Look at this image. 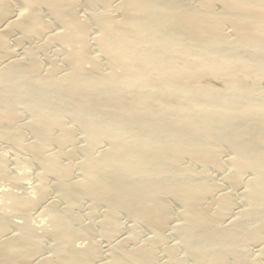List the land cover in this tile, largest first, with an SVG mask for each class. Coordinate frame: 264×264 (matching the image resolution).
I'll return each mask as SVG.
<instances>
[{
    "label": "bare ground",
    "instance_id": "6f19581e",
    "mask_svg": "<svg viewBox=\"0 0 264 264\" xmlns=\"http://www.w3.org/2000/svg\"><path fill=\"white\" fill-rule=\"evenodd\" d=\"M42 11L62 29L45 50L60 43L73 52L66 73L42 71L33 50L11 60V36L23 43L52 28ZM208 70L239 76L236 92L196 90L190 72L197 81ZM240 71L264 73V0H0V179L12 187H0V264H260L264 103H243ZM67 120L86 136L75 151ZM11 160L38 167L31 195L14 191L28 174L12 172ZM229 166L230 190L209 175ZM179 205L185 222L171 228ZM37 212L45 225L30 222ZM101 228L107 254L95 240Z\"/></svg>",
    "mask_w": 264,
    "mask_h": 264
},
{
    "label": "rangeland",
    "instance_id": "374dc122",
    "mask_svg": "<svg viewBox=\"0 0 264 264\" xmlns=\"http://www.w3.org/2000/svg\"><path fill=\"white\" fill-rule=\"evenodd\" d=\"M18 5L19 4H17L16 6L19 7L20 5L19 6ZM17 7H15V10L14 11H16ZM87 7L88 6H86V4L83 3V2H81V1H79L78 4L75 6L76 12L79 13L78 14L79 16L81 15L80 16L81 20H85V19L88 20V18H90L89 16L91 15V12H90L91 10H89L88 9L89 7L88 8ZM17 11H18V9H17ZM41 15H42V18L45 21H47L48 23H50V21H53L52 19H50L49 14H46L45 11H42V14ZM114 15L116 16L117 14H115L114 12L110 14V16H114ZM104 16H105V13H102V12L101 13L100 12L97 13V17L98 18H103ZM50 24H51V27H52L49 30L50 32L49 31L46 32L43 36H41L39 38L25 41L26 44H25L24 41H23V43L20 42V40H19V37L21 38V35H19L20 33H15L13 36H11L10 37V42H12V43H10V46L13 45L12 47H10V50H11V53H12L11 56L13 58L11 60L22 61V60H20V58L21 59H24L25 57H27L28 52L29 51L31 52V50H33V51H36L37 52V53L36 52L32 53L33 51L31 52L32 54H34V56L36 57V59H41L42 58L41 61L38 60L43 65V67H41V68H43L42 71H44V70L45 71H48L49 69H51L52 67H54L56 65L57 66H60L59 67V71H61L62 73H64L66 70L71 69L70 66H68V65L73 63L74 55H73V52L71 51L70 47L63 46L60 43H57V44L54 43V44H51L50 47H48V50L47 51L45 50L46 46L48 45V42L51 40L50 39L51 38L50 34H52V32H55V34H57L59 32H62L61 31L62 29L60 28V26L57 25L54 21L51 22ZM95 30L97 32L94 31V35H95V33L97 34L99 32L98 27H95ZM47 36H48V38H46ZM96 36L98 37V34ZM48 39H49V41H48ZM42 49H44V50L42 51ZM48 51H49V54H48ZM96 51H97V53H96ZM91 52H92L91 55L92 56L94 55L97 58L100 57V56L101 57L103 56V55H100L102 53H100V49L98 50V46L96 47L94 44H92V46H91ZM15 53H16V55H15ZM41 54H42V56H41ZM103 58H105V59H103V60L100 59V61L103 62V64H106V69L107 70H109L110 72H113V69H115V68H113V66H111L112 65L111 63H110V65H108L109 62H107V61H110V60L107 59L106 56L103 57ZM175 61H177L178 63H180V64L177 65V68H178V71L179 72H184V71H187L188 70L187 64H186V62L182 58H177V59H175ZM43 63H45V64H43ZM87 67H88V65H87ZM233 70H235V69H233ZM61 72H58V73L56 72V73L59 75V73L62 74ZM200 73L201 74L197 75V76H199L197 81H196V78L194 77L195 76L194 73L190 72V74H189V77H192V74H193V78L195 80L194 84L197 83L196 84V90H205V91L222 92V93H228V92L235 93L236 92L235 89H234L235 86H234V84H232V82L234 80L238 79L239 76L234 75V76H231V77H229L228 79L225 80V79H219L217 76H215L212 73H210V70L204 71V72H200ZM242 73H243V71L242 72L240 71L239 74H242ZM180 74H178V77L180 76ZM242 75L244 76V79H245V82L243 83V86H244L243 97H242L243 103L249 102V101L264 103V73L256 74L253 77H251V76H249V75H247L245 73H243ZM121 94L124 95L125 92H122ZM67 121H68V123H67L68 126H70L73 131L76 130L74 132L78 134V135L77 134H74L75 135V139H76V143H78V144H75V147L76 148H73V145H72V147H71V145L69 146V148L71 150L75 151L74 149L77 150L78 148L82 147L83 144H85L84 142H85V137L86 136H84V133L81 132L80 130H78L77 128H73V127H75V125H74V123H72V121H69V120H67ZM3 148H5V149H3ZM6 148H7L8 152H7ZM69 148H67L66 150H69L70 151ZM1 149H2V151L4 150L3 151L4 154L5 153L6 154L7 153H10V152H11L10 154H13L14 153V152H12L14 150L12 148H10V147H7V146L6 147L3 146ZM10 149H12V150H10ZM76 154H78V152H75L74 157H73V160L75 159L74 162H78L79 163V161H81V154L79 153L77 156H76ZM233 157H236L234 155V153L231 154V158H233ZM21 159H22V157H21ZM76 159H78V160H76ZM14 162L15 161L11 160V163H10V167L12 168L11 169L12 172H14L15 170L16 171L18 170L17 172L15 171V173H22L24 171V173L28 174L22 180L23 187L22 188H19V189H15L14 191H16L19 195H31V193L33 191V185H35L37 183L36 175L39 173L38 167L36 165H34L36 168L35 167H30L29 168V166L27 167V165L24 163V161H22V163L21 162L20 163L19 162L14 163ZM11 164H13V165H11ZM19 164H21V165H19ZM187 164H189V163H187ZM21 166H22V169H21ZM36 169H37V171H36ZM35 171L37 172V174H35L36 173ZM234 172H235V169H234L233 166H229V168L227 170H221V169L215 167V168H213V169H211L209 171V175L211 173V175H210L211 177L210 178H211V180L213 182L215 181V183H217V184L220 183L221 186L227 187V189L230 190V189H233V185L230 184L229 178H230L231 175L234 174ZM32 174H34V175H32ZM247 178L249 179V181L252 180V179H254L255 178L254 173L247 174ZM214 179H216V180H214ZM224 183H226V185ZM8 184H9V182H7V180H5V179L1 180L0 179V187L3 186L2 188H5L6 186H8V188L9 187L12 188L11 185H8ZM222 184H224L225 186L222 185ZM53 187H55V183H52L51 184V188L53 190L51 193H52V196L56 197L58 195L57 188L55 187L56 188L55 189ZM6 189H7V187H6ZM86 204H84V207L87 206L86 207V209H87L89 203H86ZM238 206H240L243 209L244 208H248L249 202H247L246 199H245V200H243V204L240 202ZM173 208H175V210ZM86 209L85 208L82 209L81 212H83V213H85L86 211L88 212L89 209L88 210H86ZM92 209L89 210V214H91V212L93 213ZM172 211H175V212L172 213L173 214V218H174L173 219V223L174 224L172 223L171 228H173V226H176L178 224L180 225V224L184 223L185 222V218H186L183 214H181V213H184L185 212V208L183 206H181V205H179L177 207L176 206H172ZM177 213H179V216H178ZM41 216H42L41 212H37L34 215H32V218H30L29 220H30V222H32V224L37 225V223H35L33 221H37L38 222V220H41V219H39ZM33 217H34V219H33ZM41 218H44V217H41ZM14 220H19V219H16L15 218ZM31 220H33V221H31ZM41 222H44V224L43 223H41V224L45 225L47 223V218L46 219L44 218V220H41ZM127 223L128 222L126 220H124L125 231L127 233L126 235H130V223H128V224ZM99 226L101 227V225H99ZM102 228H101V230H99V232L101 234L100 236H99V232L95 231V234H96L95 235V240H96L97 243H99L98 246H100L99 249L101 250V252L103 251L102 253H106L107 254L108 253V250L112 246V243L108 239H106L107 238L106 236L105 237H102V236H104L103 235V232L105 234V230L104 229L102 230ZM170 229H169L168 234H171V231L172 230L170 231ZM176 229H175V232H176ZM146 235H148V234H146ZM103 238H105V239L103 240ZM176 242L177 243H181V239L179 237L176 238V241H175V239H172V238L169 239V244H174ZM86 243H87V241L86 240H82V239L77 240L75 242L76 245H79L80 244L82 246L85 245ZM45 245H47L49 247L51 245L50 241L48 242V240H47L46 243H45ZM255 251H256V258L258 260L262 261L260 264H264V248L262 246H260V245H257V246H255ZM157 254L159 255L158 258H161V255L159 253H157ZM164 255H165V253H164ZM184 255H185L186 258H190V255H189L187 249H185ZM165 258L168 259L169 257L165 255ZM238 263H240V262H238ZM192 264H196V263L192 260Z\"/></svg>",
    "mask_w": 264,
    "mask_h": 264
}]
</instances>
